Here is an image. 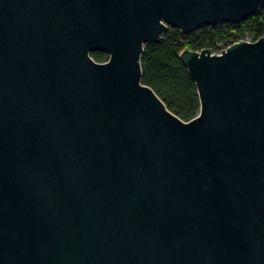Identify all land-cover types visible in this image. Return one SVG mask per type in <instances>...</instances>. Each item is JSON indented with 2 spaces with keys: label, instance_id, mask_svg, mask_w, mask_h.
<instances>
[{
  "label": "water",
  "instance_id": "95a60500",
  "mask_svg": "<svg viewBox=\"0 0 264 264\" xmlns=\"http://www.w3.org/2000/svg\"><path fill=\"white\" fill-rule=\"evenodd\" d=\"M263 6L0 0V264H264V36L181 51L189 121L141 65L169 27Z\"/></svg>",
  "mask_w": 264,
  "mask_h": 264
},
{
  "label": "trees",
  "instance_id": "16d2710c",
  "mask_svg": "<svg viewBox=\"0 0 264 264\" xmlns=\"http://www.w3.org/2000/svg\"><path fill=\"white\" fill-rule=\"evenodd\" d=\"M264 36V6L239 23L202 25L190 34L169 27L159 42L146 44L141 57L142 82L151 87L167 108L185 121L200 112L196 84L179 59L181 51L211 49L220 52L239 41H256ZM97 62H106L103 52L91 53Z\"/></svg>",
  "mask_w": 264,
  "mask_h": 264
},
{
  "label": "built area",
  "instance_id": "2783aa9c",
  "mask_svg": "<svg viewBox=\"0 0 264 264\" xmlns=\"http://www.w3.org/2000/svg\"><path fill=\"white\" fill-rule=\"evenodd\" d=\"M226 49H227V48H225V49H223V50H226ZM223 50H222V51H223ZM220 52H221V51H220ZM220 52H214V53H215V54H219Z\"/></svg>",
  "mask_w": 264,
  "mask_h": 264
}]
</instances>
